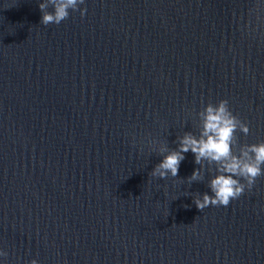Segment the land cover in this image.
I'll use <instances>...</instances> for the list:
<instances>
[{
	"label": "water",
	"instance_id": "1",
	"mask_svg": "<svg viewBox=\"0 0 264 264\" xmlns=\"http://www.w3.org/2000/svg\"><path fill=\"white\" fill-rule=\"evenodd\" d=\"M41 2L0 0V264H264V175L202 211L214 164L151 176L209 102L264 141V0Z\"/></svg>",
	"mask_w": 264,
	"mask_h": 264
},
{
	"label": "clouds",
	"instance_id": "2",
	"mask_svg": "<svg viewBox=\"0 0 264 264\" xmlns=\"http://www.w3.org/2000/svg\"><path fill=\"white\" fill-rule=\"evenodd\" d=\"M85 0H44L39 4L42 12L41 23L59 25L68 18L69 9L80 11L83 17L87 8H80ZM52 11H49V6ZM202 130L199 137L185 133L179 138L178 147L168 149L162 145L158 151L162 155L161 161L151 171L152 177L167 179L177 177L179 165L184 160V153L189 150L195 155V162L208 161L216 166L217 174L208 184L211 194L204 192L197 194L194 204L199 210L209 206H228L232 200L238 199L247 188L251 190L256 180L264 175V141L244 144L234 151L237 145L236 131L249 133V126L234 115L227 99H221L216 104L209 102L200 112ZM202 179L199 169L193 170L189 183ZM8 253L0 249V257H7ZM30 264H38L32 259Z\"/></svg>",
	"mask_w": 264,
	"mask_h": 264
}]
</instances>
